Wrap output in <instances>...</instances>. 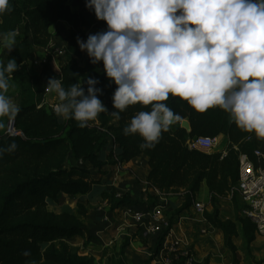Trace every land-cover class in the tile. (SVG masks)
I'll return each instance as SVG.
<instances>
[{
	"label": "trees",
	"instance_id": "1",
	"mask_svg": "<svg viewBox=\"0 0 264 264\" xmlns=\"http://www.w3.org/2000/svg\"><path fill=\"white\" fill-rule=\"evenodd\" d=\"M80 2L83 8L74 11L70 0H10L11 11L6 12L0 22L1 33L19 32L15 48L4 61L6 65L8 59L15 58L20 66L9 77V85L16 80L27 92L17 103L20 112L13 120L16 133L0 132V147H7L13 141L16 144L14 151L0 157V264H31L32 261L36 264H92L67 243L75 236L86 237L83 221L67 212L49 211L48 207L62 204L63 195L91 194L94 185L101 182L95 178L93 169L99 172L107 164H121L142 154L149 158L148 187L166 195L180 190L185 194L184 203L169 216V227L160 238L192 205L201 184L206 182L213 210L205 211L204 217L222 232L232 263L241 264L234 239L241 234L245 249L251 254L256 225L239 211L234 219H223L219 201L238 182L240 155L246 154L254 160L255 150L264 138L237 127L229 113L218 107L200 113L186 101L170 95L165 103L177 113L176 121L162 133L154 147L141 148L143 138L138 134L125 135L123 129L138 111H149L150 106L130 105L120 113L119 119L110 114L115 110L112 96L117 85L99 69L100 62L92 64L86 51H81L77 44V37L87 39L84 28L106 22L98 20L94 11L85 6L86 0ZM60 22L69 25L66 42L69 56L60 72L52 65V54L45 53L39 72L31 73L28 61L33 47L47 48L53 39V28ZM53 77L61 79L65 88L72 83H83L87 77L97 79L96 87L102 90L98 98L108 111L100 113L84 128L74 119L57 116L45 102L46 85ZM83 86L86 91L87 84ZM183 120L189 122L190 131L182 126ZM220 135L226 137L221 150L206 152L189 145L200 136ZM104 149L109 151L106 159L101 155ZM82 162H89L91 167ZM116 192L110 188L100 193L108 202L109 210L139 204L129 193L117 199ZM78 207L79 214L86 216L85 204L79 203ZM93 238L89 236L87 240ZM128 245L129 240L122 244L124 257ZM26 250L30 253L28 256L23 255Z\"/></svg>",
	"mask_w": 264,
	"mask_h": 264
},
{
	"label": "clouds",
	"instance_id": "2",
	"mask_svg": "<svg viewBox=\"0 0 264 264\" xmlns=\"http://www.w3.org/2000/svg\"><path fill=\"white\" fill-rule=\"evenodd\" d=\"M85 6L107 24L86 40L77 37V44L92 64L103 62L117 85L110 114L119 119L130 105L150 106L123 129L143 138L141 148L154 147L176 121L165 103L170 95L200 113L218 107L237 127L264 138V0H86ZM8 11L10 0H0V22ZM16 37L15 30L0 33V49L10 53ZM18 67L15 58L0 61V129L20 112L6 95ZM83 83L65 88L53 77L46 85L58 98L57 116L81 128L108 111L98 98L99 81ZM15 148L14 141L0 147V157Z\"/></svg>",
	"mask_w": 264,
	"mask_h": 264
},
{
	"label": "crops",
	"instance_id": "3",
	"mask_svg": "<svg viewBox=\"0 0 264 264\" xmlns=\"http://www.w3.org/2000/svg\"><path fill=\"white\" fill-rule=\"evenodd\" d=\"M72 1L78 3L81 8H83L80 0ZM60 23L53 28V39L49 44L48 48H51V45L54 42V35L56 34L57 28L59 27ZM44 51L45 48L33 47L32 55L28 62L31 68H35L36 72H39L40 70L41 61L45 55ZM8 54V52H1L0 49V61L4 62ZM63 63L64 61H62L61 58H56L52 61V65L57 72H60V67ZM50 93L51 90L46 94V98L47 95H50ZM45 102L47 104V99H45ZM113 122L117 123V121L115 120ZM225 140L226 137L224 135H220L218 136V144L214 149L202 150L206 152L221 150L223 148V143L225 142ZM260 148L264 151V141L260 145ZM102 152V158L106 159L109 151L104 149L102 150ZM84 165L88 166L87 164ZM149 171V158L144 154L121 164H107L99 172L96 169H93L95 178L101 181L99 184L94 185V190L92 192L94 193L93 196L97 197H94L95 200L91 202L93 204H95L96 202H100L97 206V214L101 221L99 225L103 226L105 224L107 225V223L109 224V222L112 221L111 215L115 213L122 226L130 227L131 230H133L137 226L136 228L140 229V231L144 234V237L141 240L144 241L143 244H146L147 241V245L149 244L150 247H152V249L149 250V252L152 251V255L148 259L147 264H157L160 256L159 250L162 243L164 241L173 240H180L182 246L193 249L197 255L199 264H233L230 251L224 244L222 232L217 228L213 227L212 224L208 222L204 217L205 211L213 210V207L210 202L211 194L206 182H203L201 184L199 191L195 194L192 205L189 208H186L180 214V216L175 219L174 224L162 239L158 235H150L149 233H147L138 221H136L132 217H125L120 210L116 209L109 211L108 208L105 207L106 200L101 197L100 193L102 190L114 188L115 190L121 191L122 193H129L133 200L139 201V204H135L139 208L149 207L151 205L157 204L161 205L165 211V214L167 213L169 218V216L172 215L174 211L184 203V191L180 190L178 192L169 193L166 195L160 193L154 188L148 187L147 177ZM136 177L139 178L138 181L135 179ZM89 195L90 194L81 196H84L83 199L88 200ZM150 200L156 201L157 204H150ZM196 202H200L203 204V212L197 210V208L195 207ZM242 206V196L239 192H236L235 194H228L219 201L220 216L223 219H234L236 213L238 211L240 212ZM159 240V248L158 251H156L155 249L157 248ZM234 240L238 246V254L241 259L238 240H241V242L245 245L244 238L240 234L239 236L235 237ZM261 241L264 242L261 237L256 236L255 241L251 244V250L255 243ZM137 243L140 244L139 242ZM132 244L134 243L130 241L129 245L127 246L129 250ZM143 252L149 254L147 250Z\"/></svg>",
	"mask_w": 264,
	"mask_h": 264
},
{
	"label": "rangeland",
	"instance_id": "4",
	"mask_svg": "<svg viewBox=\"0 0 264 264\" xmlns=\"http://www.w3.org/2000/svg\"><path fill=\"white\" fill-rule=\"evenodd\" d=\"M71 7L74 11L80 10L81 6L74 2L70 1ZM69 25L66 22H61L57 28V32L54 35L55 39L52 43V49L63 44H66L67 34H68ZM19 32H17V36ZM7 52L6 49H1V52ZM69 56L66 53L61 60L64 61ZM31 73L36 72L35 68H29ZM99 69L104 71L103 62H100ZM23 87L14 80L10 85L7 91V95L17 104L21 96H25ZM47 105H56L58 103V98L54 91H51L50 95H47ZM6 121V120H5ZM6 129H0V132H9L10 125L13 124V121H6ZM103 154V152H101ZM82 164H87L91 167L89 162H82ZM138 181V177L135 178ZM96 194V193H95ZM94 193L92 192L89 195L88 200L83 199L84 196L81 195H63V202L60 205H50L48 207L49 211H54L55 213H70L73 217H76L83 221L86 237L75 236L67 240V243L73 248V250L78 251L81 255L90 259L92 264H117L118 262H125L126 264H147L148 259L152 255V251L149 252L152 247L150 245L143 244L144 241H141L144 237L143 232L136 227L131 230L130 227L122 226L119 222L117 215L113 213L112 221L107 223V225H99L100 218L97 214V206L100 202L95 204L91 203L95 200ZM95 197V198H94ZM83 203L87 209V215L81 216L79 214L78 204ZM150 204H157L156 201L150 200ZM106 208L109 207L105 206ZM105 209V208H104ZM112 211V210H109ZM167 214V213H166ZM168 216V214H167ZM141 228V227H140ZM93 236L94 238L89 241L87 238ZM133 242L130 250L126 248L125 257L121 255V247L125 241ZM139 242L140 244H138ZM239 250L241 254V264H257L258 261L264 260V242H257L253 245L251 254H249L245 245L239 241ZM147 250L148 253L143 251ZM129 251V252H128ZM151 253V254H150ZM121 255V256H120ZM230 261V258H229ZM264 264V261L263 263Z\"/></svg>",
	"mask_w": 264,
	"mask_h": 264
},
{
	"label": "built area",
	"instance_id": "5",
	"mask_svg": "<svg viewBox=\"0 0 264 264\" xmlns=\"http://www.w3.org/2000/svg\"><path fill=\"white\" fill-rule=\"evenodd\" d=\"M107 29V24L95 23L84 28L85 36ZM46 54L51 53L53 60L63 57L67 52V45H59L55 48H45ZM42 62V61H41ZM50 90L47 89V93ZM55 111V105L50 106ZM10 133H16L13 124L9 128ZM218 144V137L200 136L189 142L191 147L212 150ZM239 192L242 196L243 206L240 215L248 217L256 225V236L264 241V151L260 146L255 150V159L248 155H240L239 179L229 194ZM122 192L117 191L115 197H122ZM106 206L108 202L106 201ZM198 211L203 212L204 206L200 202L195 203ZM125 217H132L138 221L143 229L150 235L160 236L169 227V218L161 205H151L139 208L136 205H126L117 208ZM116 210V209H115ZM157 264H199L195 251L181 245L180 240L164 241L159 250Z\"/></svg>",
	"mask_w": 264,
	"mask_h": 264
},
{
	"label": "water",
	"instance_id": "6",
	"mask_svg": "<svg viewBox=\"0 0 264 264\" xmlns=\"http://www.w3.org/2000/svg\"><path fill=\"white\" fill-rule=\"evenodd\" d=\"M182 126H184L188 131L191 130L190 124L187 120L182 121Z\"/></svg>",
	"mask_w": 264,
	"mask_h": 264
}]
</instances>
